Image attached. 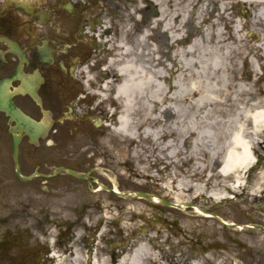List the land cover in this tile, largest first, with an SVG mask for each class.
<instances>
[{
    "label": "rangeland",
    "instance_id": "rangeland-1",
    "mask_svg": "<svg viewBox=\"0 0 264 264\" xmlns=\"http://www.w3.org/2000/svg\"><path fill=\"white\" fill-rule=\"evenodd\" d=\"M103 1L94 0L92 5L97 12L103 10L102 25L110 31L105 38L111 41L101 42L103 48H109V62L120 53L119 57H124L122 60L133 59L139 68L147 72L144 75L151 74L153 77L151 86L146 85L149 88H145L144 93L136 98L134 109L136 122L146 121L150 111L148 103L150 100L152 106L155 103L156 109L147 123L153 136L149 139L141 136L134 142L124 141L114 130L118 125L117 121L110 120L107 121V127L103 126V129L107 128L104 138L109 137L110 141L102 143L101 138L95 143H85L82 137H76L73 146H89L90 151L95 150L91 148L95 145L104 149L102 156L107 155V159H98V162H94L96 165L91 167L99 168L97 173L104 180L102 185L111 189L116 185L121 192L130 194L121 197L109 191L95 193V185L88 186L82 180L61 175L57 177L59 181L50 184L39 181L25 183L16 177L13 168L2 169L0 238L7 236L14 239V246L17 248L27 246L30 239H33L30 245L39 244L44 247L43 243H55L58 232H61L62 246L54 247V252L57 256L66 258L64 264H72V251L79 253L80 264H90L91 250L98 259L109 257V252L113 250L117 252L118 260L122 252L118 248L119 244L132 249L140 239H147V236L163 231L170 236V240L161 239L164 244V262L172 255L180 258L182 254L195 261L193 257L208 255L209 252L202 249L205 246L216 253H225L233 247L234 254L240 255L234 264H264V253L255 248L264 243L262 195L253 199L252 196L231 191L225 195L226 200L220 202L208 203L209 198L201 199L199 205L220 219L197 215L194 204L190 202H184L187 205L185 208H174L151 201L153 195H159L164 201L175 203L166 189L167 184L184 181L192 174L196 175L192 177L194 184L201 183V174L194 171L201 167L202 160L206 158L201 155L195 142L200 139L204 127L207 128L205 132L208 135V147L218 152L220 160L223 156L224 122L235 116L236 108L225 113L221 106H213V101L207 100V106L196 113L192 103H183L181 99L188 85L199 83L200 78L205 81L203 86L207 91L210 88L224 89V77L229 75L232 78L233 73H236L233 84L237 86L242 82L250 91V95L242 100L264 102V24L255 17L261 7L256 6L257 2L248 3V0H158V3L152 0H109L108 3H102ZM163 7L170 14L176 12L181 15V19L174 22L175 26L171 31L164 29L165 21L161 19ZM203 10V15L200 16ZM252 17L256 25L252 23ZM182 18H185L183 26ZM173 35H180L182 38L174 42ZM219 36L226 40L222 45L219 43ZM196 41L199 42L196 55L200 54L201 58L212 60L213 56L220 55L227 58L224 62L220 58L216 59V62H221L219 65L222 71L217 72L212 81L197 73L178 71L182 57L177 55ZM122 43L130 48L129 55L122 54L125 50L120 46ZM186 59L185 56L183 61L186 62ZM252 59L257 61V69L253 66ZM115 63V70L118 65L123 64ZM196 69L194 67L195 71ZM206 73L213 71L210 69ZM203 86L200 88V95ZM207 91L203 92L204 96L208 95ZM166 92L168 95L164 98ZM113 96L114 90L105 96L100 95V99L109 98L112 101ZM159 102H165L164 106H171L175 114L161 116ZM108 103L111 118H115L119 114L117 111L121 110V104L119 101L113 102L116 105L114 108L111 102ZM90 127L95 129L92 125ZM191 134L193 136L187 145L184 139ZM155 135H158V139ZM257 156L256 167L248 174L245 182L249 188L257 186L258 178L264 172V148ZM102 160L104 163H101ZM209 163L211 162L208 160ZM84 166L81 163L76 171L89 172L91 167ZM218 171L219 166L212 173L211 185L214 187L223 182ZM209 173L205 172L207 175ZM138 194L151 196L139 198ZM131 198L145 209L143 213L146 218L138 220L137 229L121 232L119 225L125 222V216L121 212L131 207ZM107 205L111 206L117 218L110 216L111 219H106L108 214L104 207ZM188 216H194L190 228L186 227ZM103 218L104 222L101 223ZM61 221L67 222L71 227L72 240L69 239L71 232L59 229ZM224 221L237 225L230 227ZM55 225L58 227L55 228ZM238 225H255L259 228L240 230ZM73 226L75 229L72 230ZM211 230H215L217 235L213 240H205V235L212 233ZM46 234L50 240H45Z\"/></svg>",
    "mask_w": 264,
    "mask_h": 264
},
{
    "label": "flooded vegetation",
    "instance_id": "flooded-vegetation-1",
    "mask_svg": "<svg viewBox=\"0 0 264 264\" xmlns=\"http://www.w3.org/2000/svg\"><path fill=\"white\" fill-rule=\"evenodd\" d=\"M93 1L0 0V82L6 81L15 106L45 126L43 136L33 144L11 116L0 112V170L13 168L22 182L17 176V163L23 176H33L29 182L50 184L59 181V175L78 179L66 172L54 176L57 169L75 171L81 163L88 168L98 159H107V155L102 156L105 150L97 145L91 146L96 151H90L89 146H73L76 137H82L85 143L105 139L103 126L110 120L116 122V116L111 118L108 111L110 104L96 95L105 82L114 79L110 75L109 48L101 44L110 31L102 25L103 10L93 9ZM26 88L33 89L37 99L22 93ZM13 130L21 138L18 160ZM81 151L84 153L79 154ZM98 169L91 167L83 172L89 176L82 181L98 186L102 181ZM60 223L59 229L71 232L72 240L71 227L67 222ZM61 234L58 232L55 243H43L44 247L30 245V239L27 246L17 248L14 239L2 237L0 264H55L54 247L62 246ZM45 240H50L47 234Z\"/></svg>",
    "mask_w": 264,
    "mask_h": 264
},
{
    "label": "bare ground",
    "instance_id": "bare-ground-1",
    "mask_svg": "<svg viewBox=\"0 0 264 264\" xmlns=\"http://www.w3.org/2000/svg\"><path fill=\"white\" fill-rule=\"evenodd\" d=\"M152 1L158 3V0ZM247 2L251 4L257 2L255 3L256 6L261 7L256 13L255 17H257L258 20L264 24V0H248ZM203 12L204 10L201 12L200 16L203 15ZM161 13V19L165 21L164 29L166 31L173 30L175 26L174 22L181 19V15L179 13L175 12L170 14L169 11L165 9V7L162 8ZM251 19L252 23L256 25L254 18L252 17ZM184 22L185 18H182L181 26L184 25ZM172 38H174V42H178L182 37L180 35H173ZM110 41L111 40L109 38L107 40L105 39V43ZM225 42L226 40L224 37L219 36V43L222 45ZM120 46L125 48L122 53L123 55H129L131 53L130 48H126L123 43ZM197 46L199 47L198 41L184 49L180 55H177L178 57H182L180 58V66L178 64V71L197 73L198 76L202 78L209 77L210 81H212L215 79L214 76L217 74V72L222 71V67L219 65L221 62H216V59L220 58L221 61L224 62L227 60V58L222 55L213 56L212 60L201 58L200 54L196 55ZM117 51L119 52V50ZM116 55L117 58L112 59V62L109 65L110 70H112L110 75L114 80L105 82L104 85L100 87L101 92H98L99 95L97 93L96 95H98L100 98V95L105 96L107 93L115 90L114 96L112 98L113 100L110 101L111 99L109 98L103 99V103L111 102L112 105H115L113 102H120L121 110L118 112V125L114 130L117 132L116 134L118 136L124 138V141L134 142L141 136H144L148 139L152 138L153 134L147 128V123L152 119L154 110L156 109L155 103L154 106H152V100H150L148 103V106H150V111L148 112V118L146 121L143 120L136 122L134 109L136 107V98L144 93L145 88H149L146 87V85L151 86L153 77L151 74L144 75L143 73L147 72L139 68L133 59L131 60L125 58L126 61H124L122 60L124 57H119L120 53H117ZM183 56L187 57L186 62L183 61ZM115 62L118 64L123 62V64L118 65L115 70ZM252 64L256 69L259 67L257 61L254 59H252ZM194 67L197 68L196 71L194 70ZM113 69L115 72H113ZM210 69L213 71V73H206V71ZM235 75L236 73H233L232 78L229 75L224 77V89L210 88L207 91V89H205L203 86L205 81L203 79L202 81L199 78V83L188 85L183 93V97L181 98L182 102L192 103V108L196 111V113H200L205 108V106H207L208 100L213 101V106L214 104L216 107L221 106L225 113L230 111V109L236 108V114L233 118H230L224 122V152L221 160L218 156V152L214 150V148L210 149L208 147V135L205 132L207 128H203V132L200 133V139L195 142V146H199V151L201 152V155L206 158V160L203 159L201 167L196 168L194 171V173L201 174L200 176L202 181L201 183L194 184L192 177L196 175L192 174L191 176L185 178L184 181H179L176 184L168 183L166 189L170 192L169 194L175 200V203L172 204V207L174 208H185L187 205H185L184 202H190L194 204L195 213H197V215L208 218L216 217L220 219V217L213 213H209L203 206L199 205L201 199L209 198L208 203L210 201L220 202L226 200L225 195L231 191H235L238 194L243 193V196H252L253 199H256L261 195L262 198L264 197V172L259 176L256 187L249 188L245 183L248 174L256 167L255 163L258 161L257 154H260V151L264 148V102H252L250 99L242 100V98L250 95V91L242 82H240L237 86L233 84V78ZM202 86L203 91L201 90L200 95V88ZM206 91L208 92V95L204 96ZM167 95L168 94L166 92L164 94V98ZM199 95L200 97L198 98ZM195 97L196 99H194ZM171 99H173V97H171ZM164 103L165 102H159V104H161L159 107L160 115L163 116L175 114V110L171 106H164ZM105 130H107V128H105ZM192 136L193 134L184 139V142L187 145H189ZM155 138L158 139V135H155ZM105 140L110 141L109 137H106V139L102 140V143H104ZM112 142L115 144L114 141ZM96 156L97 154L95 153L94 157ZM208 160L211 163L208 164ZM217 166H219L218 175L223 178V182L218 187H214L211 185V179L213 177L212 173ZM207 171L210 172L209 175L205 174ZM103 181L104 180L101 182ZM101 191L102 190H97V192H94L101 193ZM112 193H115L121 197L130 194L121 192L116 185L114 186ZM141 196L142 195H140L139 198H141ZM134 200V198H131V207L124 209L125 211L121 212V214L125 216V222H121L119 225L121 232H128L131 229H137L138 220L146 218L143 213L145 212V209L141 205H138V202ZM151 201L153 203H160L161 197L159 195H153ZM104 210H106L108 214L106 219H111L110 216L117 218V216L113 214L111 206H105ZM192 217L194 216H188L189 219L186 221V227L188 228L192 227ZM102 222H104V218L101 220V223ZM224 224L230 227L237 225L234 222L228 221H224ZM238 227H240V230L244 228H257L255 225H238ZM102 229L105 228L102 227ZM211 232L212 233L205 235V238L207 237L205 240H213L215 235H217L215 230H211ZM163 238L170 240V236H167L163 231H160L156 235L147 236V239H140L138 242H136L132 249L119 244L118 248H120L122 252L120 253V258L118 260L117 252L112 250L109 252V257L98 259L96 255H94L89 262L90 264H212V262H214V264H234V261L240 257V255L234 254L233 247H230L225 253H216L210 251L208 247L203 246L202 249L209 252L208 255H199V257H193L195 261L189 260L186 254L184 256L182 254L180 258L172 255L167 259L166 262H164V244L161 242V239ZM112 248H114V246H112ZM255 248H257L261 253H264V243L260 246H256ZM71 255L72 264H80L78 262L79 253L72 251ZM53 258L55 259V264H64V261L66 260V258L57 256L56 254L53 255Z\"/></svg>",
    "mask_w": 264,
    "mask_h": 264
},
{
    "label": "water",
    "instance_id": "water-1",
    "mask_svg": "<svg viewBox=\"0 0 264 264\" xmlns=\"http://www.w3.org/2000/svg\"><path fill=\"white\" fill-rule=\"evenodd\" d=\"M3 87H4V83L0 85V111L5 112L9 116H12V118L16 121L18 128L24 130L29 135L32 142H36L38 135L41 133L43 129V125L34 122L24 113H22L18 108H16L14 103L11 100V96H9L7 93L4 92ZM25 92L29 93L33 98H35V93L33 92V90L26 89ZM20 142H21V138L14 135V147H15L16 155L18 152V147H19ZM61 171H66L69 174L76 176L78 178H81V179L88 178V175L86 174H78L69 169L67 170L58 169L56 171V174ZM18 175L24 180L31 179L30 177H27V178L22 177L20 169H18ZM142 196L147 197L149 195L143 194ZM163 204L171 205L166 202H163Z\"/></svg>",
    "mask_w": 264,
    "mask_h": 264
}]
</instances>
